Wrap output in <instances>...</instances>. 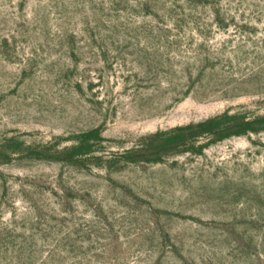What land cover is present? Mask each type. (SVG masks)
I'll return each mask as SVG.
<instances>
[{
    "label": "rangeland",
    "instance_id": "rangeland-1",
    "mask_svg": "<svg viewBox=\"0 0 264 264\" xmlns=\"http://www.w3.org/2000/svg\"><path fill=\"white\" fill-rule=\"evenodd\" d=\"M0 264H264V0H0Z\"/></svg>",
    "mask_w": 264,
    "mask_h": 264
}]
</instances>
